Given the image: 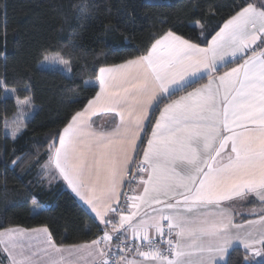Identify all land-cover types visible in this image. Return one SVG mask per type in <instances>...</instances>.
I'll use <instances>...</instances> for the list:
<instances>
[{"label": "snow or ice", "instance_id": "6c2138e0", "mask_svg": "<svg viewBox=\"0 0 264 264\" xmlns=\"http://www.w3.org/2000/svg\"><path fill=\"white\" fill-rule=\"evenodd\" d=\"M192 26L202 44L169 28L140 54L94 68L83 81L94 95L45 137L41 171L66 182L100 234L58 245L47 226L4 228L8 264H229L234 245L245 261L264 256V0H244L207 35ZM40 63L72 78L59 53ZM0 88L15 100L3 118L15 140L35 105Z\"/></svg>", "mask_w": 264, "mask_h": 264}, {"label": "trees", "instance_id": "16d2710c", "mask_svg": "<svg viewBox=\"0 0 264 264\" xmlns=\"http://www.w3.org/2000/svg\"><path fill=\"white\" fill-rule=\"evenodd\" d=\"M242 3L244 0H0V80L5 87L16 89V97L31 96L36 106L34 119L26 120L27 128L13 140L3 127V118L15 113V100L3 99L6 94L0 88V161H7L6 165L0 163V230L47 226L57 244L95 239L100 233L87 206L63 181L48 183L41 171L46 160L45 137L62 128L70 114L94 95L83 84L94 78V68L140 54L154 35L169 28L202 44L200 29L193 23H204L207 35L218 30L217 25ZM73 44L79 49L74 54ZM50 52L71 59V79L61 75L60 68L41 70L40 61ZM25 86L30 91H24ZM25 154L23 164L12 165L16 156ZM36 205L42 210H36ZM3 255L0 250V257ZM245 255L242 247L237 250L234 246L226 260L229 264L264 261V257L245 261Z\"/></svg>", "mask_w": 264, "mask_h": 264}, {"label": "crops", "instance_id": "0c3cea01", "mask_svg": "<svg viewBox=\"0 0 264 264\" xmlns=\"http://www.w3.org/2000/svg\"><path fill=\"white\" fill-rule=\"evenodd\" d=\"M120 63H122V62H120ZM117 64H119V63H117ZM203 82H206V81H203ZM99 120H101V121H104V120H107V119H110V118H108V117H99L98 118ZM48 176H49V178H51V180H50V182H53V181H57V180H61V181H63L62 179H58V178H55V173H53V172H49L47 175H46V177L48 178ZM63 183L65 184V186L80 200V198L71 190V188L70 187H68L67 185H66V182H64L63 181ZM81 201V200H80ZM82 202V201H81ZM83 203V202H82ZM84 204V203H83ZM85 205V204H84ZM86 206V205H85ZM237 207V210L238 211H244V210H246V207L247 206H245V205H237L236 206ZM249 219H252L253 217H248ZM237 223H240L241 222V220H240V218L239 217H237V221H236ZM42 227V226H41ZM37 228V227H36ZM114 243V242H113ZM59 245V244H58ZM1 246V245H0ZM235 246V245H234ZM1 249H2V247H1ZM257 258H259V257H257ZM225 259H227V257L225 258Z\"/></svg>", "mask_w": 264, "mask_h": 264}, {"label": "rangeland", "instance_id": "374dc122", "mask_svg": "<svg viewBox=\"0 0 264 264\" xmlns=\"http://www.w3.org/2000/svg\"><path fill=\"white\" fill-rule=\"evenodd\" d=\"M55 53H58V52H50V53H47V54H45V55H49V54H55ZM43 59H44V57H43ZM42 59V60H43ZM41 60V61H42ZM40 61V62H41ZM40 66H41V63H40ZM48 68H60V66L59 65H51V66H49ZM7 89H15L14 87H6ZM15 95H16V93H15ZM21 99V98H20ZM22 99H24V98H22ZM32 103H33V101H32ZM34 104V103H33ZM35 105V104H34ZM35 108H36V106H35ZM34 111H35V109H34ZM13 116V115H12ZM12 116H10V117H8V119H11L12 118ZM26 122V121H25ZM5 131H6V133L7 134H10V129H5ZM47 180L49 181L48 183H50V180H51V178H49V176H48V178H47ZM36 209V208H35ZM11 227H21V228H24V227H22V226H11ZM8 228V227H7ZM1 230H3V229H1ZM1 247H2V245H1ZM4 254V253H3ZM264 256H262V257H259L260 259H262ZM255 259H257V258H255ZM0 264H8V261H7V258H6V254H4L3 255V257H0Z\"/></svg>", "mask_w": 264, "mask_h": 264}, {"label": "built area", "instance_id": "2783aa9c", "mask_svg": "<svg viewBox=\"0 0 264 264\" xmlns=\"http://www.w3.org/2000/svg\"><path fill=\"white\" fill-rule=\"evenodd\" d=\"M115 242V241H114Z\"/></svg>", "mask_w": 264, "mask_h": 264}]
</instances>
